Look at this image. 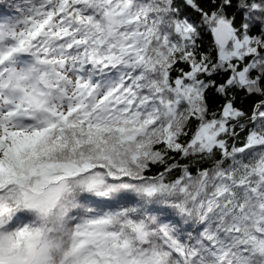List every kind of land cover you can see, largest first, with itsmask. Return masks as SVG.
<instances>
[{"label": "snow or ice", "instance_id": "obj_1", "mask_svg": "<svg viewBox=\"0 0 264 264\" xmlns=\"http://www.w3.org/2000/svg\"><path fill=\"white\" fill-rule=\"evenodd\" d=\"M0 264H264V0H0Z\"/></svg>", "mask_w": 264, "mask_h": 264}]
</instances>
